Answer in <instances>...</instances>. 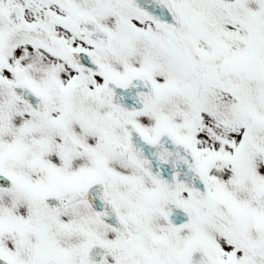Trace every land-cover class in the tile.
<instances>
[{
    "label": "snow or ice",
    "instance_id": "snow-or-ice-1",
    "mask_svg": "<svg viewBox=\"0 0 264 264\" xmlns=\"http://www.w3.org/2000/svg\"><path fill=\"white\" fill-rule=\"evenodd\" d=\"M0 264H264V0H0Z\"/></svg>",
    "mask_w": 264,
    "mask_h": 264
}]
</instances>
